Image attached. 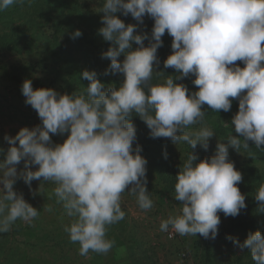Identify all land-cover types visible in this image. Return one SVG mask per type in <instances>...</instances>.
<instances>
[{
    "label": "clouds",
    "instance_id": "9594fccd",
    "mask_svg": "<svg viewBox=\"0 0 264 264\" xmlns=\"http://www.w3.org/2000/svg\"><path fill=\"white\" fill-rule=\"evenodd\" d=\"M15 3L23 0H0V11ZM99 10L104 13L99 32L114 44L103 56L110 58L113 73L124 74V81L105 89L94 71L85 70L81 75L90 83L84 91L60 94L52 88L34 89L30 79L24 80L25 103L36 110L42 126L22 127L14 137H4L10 147L0 161V233L10 231L18 219L31 223L40 214L14 190L16 179L31 188L33 180L43 178L55 184L57 203L72 218L64 231L71 242L79 243L80 255L108 253L114 244L107 237L108 227L125 216L122 194L135 196L142 210L154 206L146 187L147 160L139 145L133 148L136 128L131 116L139 115L153 138H171L192 149L200 143L207 149L215 132L204 124L202 106L227 112L238 98L239 110L231 123L239 135L218 142L210 158L198 160L188 153L174 186V197L182 202L180 212L160 224L161 231L171 228L181 236L215 239L218 213L235 217L246 207L237 186L242 174L229 159V147L241 152L252 141L264 148V0H104ZM117 12L130 13L139 23L146 14L154 19L148 46L143 43L147 34L137 33L136 24L125 25ZM166 31L173 39L164 68H174L179 74L175 78L154 72ZM80 35L76 30L72 38ZM132 42L139 47L133 49ZM121 54L123 61L118 59ZM189 75L195 76L194 93L174 83ZM196 124L202 125L199 130H188ZM65 132L64 142L53 145L50 133ZM22 160L24 168L18 172ZM255 199L257 211L264 213V184ZM45 211L51 212V206ZM227 238L249 249L255 264H264L261 231L250 232L242 244Z\"/></svg>",
    "mask_w": 264,
    "mask_h": 264
},
{
    "label": "trees",
    "instance_id": "16d2710c",
    "mask_svg": "<svg viewBox=\"0 0 264 264\" xmlns=\"http://www.w3.org/2000/svg\"><path fill=\"white\" fill-rule=\"evenodd\" d=\"M103 3L104 0H23V3H15L0 11V81L6 83V87H11L12 93L20 96L25 79L31 80L34 89L52 88L60 94H71L88 87L90 81L81 75L87 70L96 73V78L105 89L111 86L118 88L124 81V74L113 73L110 58L103 56L114 46L99 32L104 26V13L99 10ZM115 15L125 25L136 24L137 33H146L148 38L143 43L148 46L154 26L152 17L146 14L143 23H139L130 13L125 16L117 12ZM76 30L82 35L72 38ZM172 39L167 31L162 36L163 44L157 50L159 64L154 65V72L162 71L175 78L179 74L174 68H164V61L172 53ZM137 47L132 42V48ZM5 53L24 55L26 58L8 64L1 58ZM118 59L123 61L124 55L121 54ZM236 63L244 67L243 62ZM37 70L46 77H34ZM153 79H157L155 74ZM194 79V75H189L174 79V83H183L189 93H194L198 91ZM3 98L4 101L0 100V110L12 100L7 99L6 95ZM202 110L205 111L204 124L215 132L209 138L207 149L200 143L192 149L187 143L173 142L171 138H153L139 115L131 116L136 128L133 148L139 145L141 155L147 160L146 187L154 202L151 208L154 211L166 205V200H171L181 208L182 202L174 197V186L180 166L189 152L195 153L198 160L210 158L216 154L218 142L227 143L230 134L239 135L231 123L239 110L238 98L232 99L231 109L227 112H215L206 104ZM21 113L25 114L23 111ZM201 126L193 125L190 131L199 130ZM68 134L65 132L63 138L66 139ZM248 143L249 148L241 149V152L229 147V159L242 174V181L237 186L245 195L246 207L235 217L218 213L220 224L215 239L194 236L186 243L193 264H255L249 249L243 248L240 254H235L230 247L233 241L227 238L233 237L242 244L250 232L259 230L264 234V213L257 211L258 202L255 199L258 188L264 184V148H256L252 141ZM0 149L4 150L0 152L3 160L7 151L1 143ZM40 181L41 191L39 188L28 195V203L37 208L40 214L31 223L18 219L10 231L0 233V264H83L79 262L80 255L77 254L79 243L71 242L64 231L72 218L57 203L51 182ZM14 190L17 192L15 187ZM48 206H51V212L45 211ZM134 227L126 215L118 223L110 225L107 237L114 241L112 249L106 254L90 251L87 256H83L86 258L84 264H175L169 258H165L164 262L159 261L157 249H165L166 254L175 257L180 252V245L175 247V252H169L164 244L152 241L143 231L138 235V229ZM225 251L231 252V256L226 255ZM179 256L184 259L182 264L187 263V257L183 254Z\"/></svg>",
    "mask_w": 264,
    "mask_h": 264
},
{
    "label": "rangeland",
    "instance_id": "374dc122",
    "mask_svg": "<svg viewBox=\"0 0 264 264\" xmlns=\"http://www.w3.org/2000/svg\"><path fill=\"white\" fill-rule=\"evenodd\" d=\"M4 62L10 63H18V61H22L26 58L24 55H17L12 53H5L1 56ZM34 77H46V75L37 70L34 74ZM6 83H2L0 81V97L1 101H4V96L6 95L7 99H12L5 104L4 107L0 110V143L1 145L7 149L10 147L8 142L4 139L5 135L14 137L18 131L22 127L33 128L38 125L42 126V121L38 116L36 110H34L30 105L25 103V96L22 94L17 95L12 93L11 87L5 86ZM25 114H22L21 111ZM190 130V129H188ZM51 140L53 145L55 144H62L64 142V134H51ZM18 144V142H17ZM0 161L2 159L0 158ZM24 168V161L22 160L20 164L17 165V171H21ZM32 170L38 168V165H30ZM43 179V178H41ZM41 181L40 180H33L31 182V188L28 184L24 182L22 178H17L14 184L15 189L17 190L18 194H23L24 199L28 202V195L31 192L37 191L40 188ZM51 185L55 187V184L51 182ZM127 190V189H126ZM121 207L122 210L125 212L126 219L133 225L134 229H138L137 234L140 235V232L147 234L152 241L157 242L165 245V248L169 250V252H175V247L180 245L179 248V255L183 254V256L187 257V263L193 264L191 260V256H189L188 247H186V243L190 242L194 236H181L174 232L171 228L168 231H161L160 224L163 220H166L170 215H176L180 212V207L177 206L171 200H166V205H164L161 209L154 211V209H150L148 211L142 210L139 208L137 204L136 197L130 195L127 191L122 194L121 200ZM169 233H172V236H169ZM200 238V235L197 234L196 237ZM202 237V236H201ZM233 249V253L240 254L242 249L235 245L233 242L230 246ZM225 250V249H224ZM226 255L231 256V252L225 251ZM80 255V252L77 253ZM177 254V255H178ZM166 254L165 249H157L156 256L159 258V261L164 262L165 258L170 259L171 262L175 264H182L184 263V259H181V256L175 255V257L171 256V254ZM177 256V257H176ZM182 256V257H183ZM85 259L83 256L80 255L79 262L81 261L83 264L85 263ZM185 263V264H187Z\"/></svg>",
    "mask_w": 264,
    "mask_h": 264
},
{
    "label": "built area",
    "instance_id": "2783aa9c",
    "mask_svg": "<svg viewBox=\"0 0 264 264\" xmlns=\"http://www.w3.org/2000/svg\"><path fill=\"white\" fill-rule=\"evenodd\" d=\"M169 236H172V233H169Z\"/></svg>",
    "mask_w": 264,
    "mask_h": 264
}]
</instances>
